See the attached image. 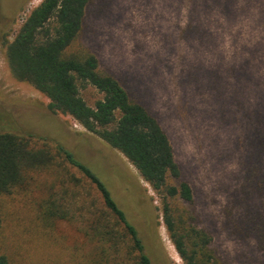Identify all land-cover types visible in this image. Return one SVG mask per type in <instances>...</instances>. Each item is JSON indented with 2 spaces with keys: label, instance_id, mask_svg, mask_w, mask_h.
Listing matches in <instances>:
<instances>
[{
  "label": "rangeland",
  "instance_id": "374dc122",
  "mask_svg": "<svg viewBox=\"0 0 264 264\" xmlns=\"http://www.w3.org/2000/svg\"><path fill=\"white\" fill-rule=\"evenodd\" d=\"M40 1L0 0V131L51 155L0 196V252L10 264H92L94 228L124 233L61 145L103 181L152 264H184L136 168L11 73L6 43ZM78 41L168 135L193 192L170 199L175 214L212 236L219 264H264V0H91ZM80 95L90 106L101 97Z\"/></svg>",
  "mask_w": 264,
  "mask_h": 264
},
{
  "label": "trees",
  "instance_id": "16d2710c",
  "mask_svg": "<svg viewBox=\"0 0 264 264\" xmlns=\"http://www.w3.org/2000/svg\"><path fill=\"white\" fill-rule=\"evenodd\" d=\"M90 1L41 0L6 43L9 69L17 80L30 83L48 98L50 112L70 115L136 168L159 196L163 222L184 264H219L211 246L212 236L190 224L183 210L175 214L170 205L174 198L191 203L193 192L181 178L173 147L160 122L113 74L101 68L93 51L78 43ZM87 87L101 95L92 106L80 95ZM56 150L95 186L104 207L124 231L116 233L106 222L94 228L100 254L94 255L92 264H112L114 260L113 264H152L135 227L103 181L69 149L57 145ZM50 163L47 150L31 149L23 137L0 131V196L18 184L26 170ZM1 225L0 217V229ZM122 234L128 243L120 241ZM0 264H10L1 252Z\"/></svg>",
  "mask_w": 264,
  "mask_h": 264
}]
</instances>
